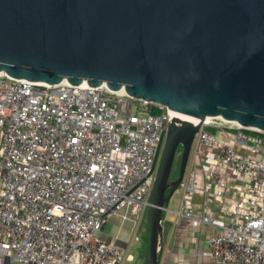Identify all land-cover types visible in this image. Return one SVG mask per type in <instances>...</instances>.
<instances>
[{
  "label": "built area",
  "instance_id": "2783aa9c",
  "mask_svg": "<svg viewBox=\"0 0 264 264\" xmlns=\"http://www.w3.org/2000/svg\"><path fill=\"white\" fill-rule=\"evenodd\" d=\"M170 116L166 107L105 85L0 73V264L132 262ZM196 191L211 213L197 212ZM175 195L177 210L168 205L163 213H173L176 224L186 219L217 230L201 257L264 264V132L206 118ZM118 216L132 225L126 246L103 232Z\"/></svg>",
  "mask_w": 264,
  "mask_h": 264
},
{
  "label": "water",
  "instance_id": "95a60500",
  "mask_svg": "<svg viewBox=\"0 0 264 264\" xmlns=\"http://www.w3.org/2000/svg\"><path fill=\"white\" fill-rule=\"evenodd\" d=\"M0 73L105 85L169 109L148 211L147 264H158L163 212L204 120L264 132V0H0Z\"/></svg>",
  "mask_w": 264,
  "mask_h": 264
},
{
  "label": "crops",
  "instance_id": "0c3cea01",
  "mask_svg": "<svg viewBox=\"0 0 264 264\" xmlns=\"http://www.w3.org/2000/svg\"><path fill=\"white\" fill-rule=\"evenodd\" d=\"M198 170L200 169L198 168ZM200 179L201 180L199 182V185H201L202 187V185L204 184L202 173ZM193 202L195 205V209L197 210L198 213L202 211L209 213L212 212L209 211L210 209L208 207L206 208V206L204 205V197L200 191H196V193L194 194ZM178 203H179V199L176 207L172 209L170 208L169 205V208L172 211L177 210ZM216 215H218V213H216ZM114 220L123 221V219L119 216L114 217L110 221H108L103 228V232L106 233L105 236H108L109 239L116 240L122 246L128 245V242L132 239L131 223L129 221H123L124 223L130 225V230L121 231L123 233L122 234L123 238L122 240H120L119 237H115L111 235L109 237L106 230L107 226ZM176 221H177L176 216L173 213H163V222H162L163 230H162V238L160 243V247L162 246V248H161L158 264H215L212 260L201 257L199 255V252L203 249L205 239L210 234L216 233L217 230L213 227L204 226V225H198L197 227H195L192 225L191 221H188L186 219L179 220V223L177 224ZM167 229H169L172 234V236H169L168 238H166ZM137 246L135 247V249L138 248ZM130 251L134 261L135 256L132 252L134 250H130Z\"/></svg>",
  "mask_w": 264,
  "mask_h": 264
},
{
  "label": "rangeland",
  "instance_id": "374dc122",
  "mask_svg": "<svg viewBox=\"0 0 264 264\" xmlns=\"http://www.w3.org/2000/svg\"><path fill=\"white\" fill-rule=\"evenodd\" d=\"M241 151V149H239ZM243 153H245V155H248L247 152L245 150H242ZM181 158H182V146H179L178 150H177V154L175 157V161H174V165H173V169H172V173L170 176V181H175L178 177H179V172H180V165H181ZM194 170H196V174H197V185L200 182V178H201V171L198 170L199 168V164L197 161L194 162ZM198 194V193H197ZM178 195H174L171 198L170 201V208H174L177 205L178 202ZM139 236L141 238V244L138 245L135 249H132L134 251V261L133 262H126L125 264H141L143 262V260L146 257L147 260V250H148V229H149V222H148V212L146 213V215L144 216V218L141 220L140 222V227H139ZM107 233L110 237L111 236H115V237H119L120 240H122V232L121 231H125V230H130V225L127 223H124L121 220H114L112 221L106 228ZM131 233V232H130ZM106 235V233H104ZM169 236H172L171 231L169 229H167L166 232V238H168ZM108 237V236H107Z\"/></svg>",
  "mask_w": 264,
  "mask_h": 264
},
{
  "label": "bare ground",
  "instance_id": "6f19581e",
  "mask_svg": "<svg viewBox=\"0 0 264 264\" xmlns=\"http://www.w3.org/2000/svg\"><path fill=\"white\" fill-rule=\"evenodd\" d=\"M120 92L122 93V92H125V91L121 90ZM176 117H178L179 119L185 120V121H189L191 123H200V121L198 119L188 118V117H184L182 115H177ZM209 120H210V118H207V121H209ZM202 125H203V123H202Z\"/></svg>",
  "mask_w": 264,
  "mask_h": 264
},
{
  "label": "trees",
  "instance_id": "16d2710c",
  "mask_svg": "<svg viewBox=\"0 0 264 264\" xmlns=\"http://www.w3.org/2000/svg\"><path fill=\"white\" fill-rule=\"evenodd\" d=\"M158 111V110H157ZM159 112V111H158ZM141 264H147V260H146V257L145 259L143 260V262Z\"/></svg>",
  "mask_w": 264,
  "mask_h": 264
}]
</instances>
